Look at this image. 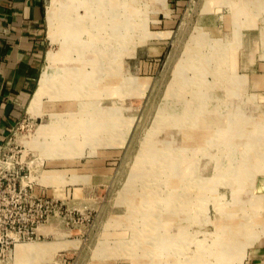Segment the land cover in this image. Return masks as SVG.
Returning <instances> with one entry per match:
<instances>
[{
    "label": "rangeland",
    "instance_id": "obj_1",
    "mask_svg": "<svg viewBox=\"0 0 264 264\" xmlns=\"http://www.w3.org/2000/svg\"><path fill=\"white\" fill-rule=\"evenodd\" d=\"M201 7L46 0L0 264H264V87Z\"/></svg>",
    "mask_w": 264,
    "mask_h": 264
},
{
    "label": "crops",
    "instance_id": "obj_2",
    "mask_svg": "<svg viewBox=\"0 0 264 264\" xmlns=\"http://www.w3.org/2000/svg\"><path fill=\"white\" fill-rule=\"evenodd\" d=\"M199 2L207 20L222 15L238 35L239 68L264 87V0ZM46 15V0H0V147L36 91L46 49Z\"/></svg>",
    "mask_w": 264,
    "mask_h": 264
},
{
    "label": "built area",
    "instance_id": "obj_3",
    "mask_svg": "<svg viewBox=\"0 0 264 264\" xmlns=\"http://www.w3.org/2000/svg\"><path fill=\"white\" fill-rule=\"evenodd\" d=\"M9 141L10 139H8L7 142L0 147V198L3 200H6L8 195H17L22 194L23 192L26 193L27 187L31 188V186L24 185L25 177L21 176L20 172L18 173L15 169H11V165L8 164V162H1L2 152L5 150L6 144H8ZM15 175L17 176L15 177ZM0 227H3V224L0 223ZM2 240L3 239L0 236L1 244L3 242Z\"/></svg>",
    "mask_w": 264,
    "mask_h": 264
},
{
    "label": "bare ground",
    "instance_id": "obj_4",
    "mask_svg": "<svg viewBox=\"0 0 264 264\" xmlns=\"http://www.w3.org/2000/svg\"><path fill=\"white\" fill-rule=\"evenodd\" d=\"M48 80H49V74L47 72H45L42 76V79H41V84H43L44 86H46L48 84ZM48 88L47 87L45 90L48 91ZM43 93L41 92V89L39 88L38 89V92L36 93V96L34 98V105H36L37 103H39V100L41 99Z\"/></svg>",
    "mask_w": 264,
    "mask_h": 264
}]
</instances>
